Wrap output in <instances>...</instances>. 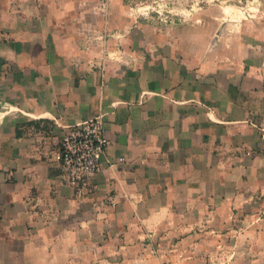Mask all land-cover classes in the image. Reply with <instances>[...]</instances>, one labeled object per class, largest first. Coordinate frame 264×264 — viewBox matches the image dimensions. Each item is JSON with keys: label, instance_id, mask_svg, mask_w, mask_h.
<instances>
[{"label": "crops", "instance_id": "1", "mask_svg": "<svg viewBox=\"0 0 264 264\" xmlns=\"http://www.w3.org/2000/svg\"><path fill=\"white\" fill-rule=\"evenodd\" d=\"M207 10L0 0V264H264V21ZM98 114L79 196L59 140Z\"/></svg>", "mask_w": 264, "mask_h": 264}, {"label": "built area", "instance_id": "2", "mask_svg": "<svg viewBox=\"0 0 264 264\" xmlns=\"http://www.w3.org/2000/svg\"><path fill=\"white\" fill-rule=\"evenodd\" d=\"M101 115L68 127L59 140L60 176L81 196L94 188L91 176L100 167L108 144Z\"/></svg>", "mask_w": 264, "mask_h": 264}, {"label": "rangeland", "instance_id": "3", "mask_svg": "<svg viewBox=\"0 0 264 264\" xmlns=\"http://www.w3.org/2000/svg\"><path fill=\"white\" fill-rule=\"evenodd\" d=\"M126 3L133 6L137 16L147 10V19L167 30L171 29V24L190 25L191 17H195L193 13L206 7L205 18H210L212 12L220 15L218 11L223 8V17L232 23L239 22L244 16L249 20L264 21V0H126Z\"/></svg>", "mask_w": 264, "mask_h": 264}]
</instances>
